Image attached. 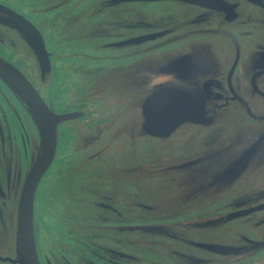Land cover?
I'll return each mask as SVG.
<instances>
[{
  "label": "rangeland",
  "instance_id": "rangeland-1",
  "mask_svg": "<svg viewBox=\"0 0 264 264\" xmlns=\"http://www.w3.org/2000/svg\"><path fill=\"white\" fill-rule=\"evenodd\" d=\"M147 1L0 0L38 27L51 57L41 66L31 28L9 15L0 16V55L55 112L84 114L58 128L39 185L34 236L41 264H264L262 127L256 132L233 108L218 112L213 127L182 126L155 140L143 130L140 110L156 71L185 53L196 56L201 79L220 76V65L225 74L234 41L248 65L264 46L259 14L246 7L241 19L221 25L194 7ZM248 13L251 22L241 23ZM15 100L0 82L6 157L24 169L35 131ZM253 146L248 169L234 176L241 171L233 164ZM5 214L0 255L12 257L9 204Z\"/></svg>",
  "mask_w": 264,
  "mask_h": 264
},
{
  "label": "flooded vegetation",
  "instance_id": "flooded-vegetation-1",
  "mask_svg": "<svg viewBox=\"0 0 264 264\" xmlns=\"http://www.w3.org/2000/svg\"><path fill=\"white\" fill-rule=\"evenodd\" d=\"M194 1L196 2L200 1L201 3H203V6L196 5ZM183 2L175 1V0L174 1L149 0L144 3L150 5H153L154 3H158V4L171 3V4H180V5H187L190 7H194L202 11L201 13H207L214 18H218L219 24L221 25L231 24L234 21H237V19H241L240 13L244 14L246 12L245 10L246 7H250L251 9L254 10V12L256 11L259 14V18H257L256 21H258L260 26L264 29V0H189V1H185L184 3ZM188 2H194V3H188ZM129 4H136V2L135 3L130 2ZM0 6L13 11L11 8H9L3 3H0ZM256 12L255 15L257 14ZM1 15L8 16L7 13L0 11V16ZM232 17L233 19H230ZM251 18L252 15L248 13L244 17L245 20H240V22L248 24L251 22ZM197 23H202V22L198 20ZM33 27L39 32L37 26H33ZM260 33L264 34V31ZM232 41H234L233 38ZM233 43L235 50L234 59L232 60L230 66L228 67L224 75L221 74L222 66L220 65V72H221L220 76H216V77L207 76L203 79L196 77V74L198 73V66H197L198 61L195 55H191L189 53H185L181 57L171 60L170 62L165 64V66L161 67L156 71L157 74L154 80H152V83H150L149 86L147 85L146 87L148 92L146 93L145 98L141 102V106H140V110L144 122L142 127L143 130L148 134V137L153 138L155 140H168L170 139L171 135L182 126L187 127V129L190 128L198 129L204 126L213 127L215 126L216 116L218 115V112L233 108L242 110L249 119L254 121L256 132L259 127H262L263 129L262 136L264 137V85H263L264 84V46H261L255 58L254 59L250 58L248 65L244 66L242 65L239 59L240 57L242 58L243 56L242 47H240L235 41ZM44 48L48 54V60L50 61L51 52L48 51L47 48L45 47V42H44ZM0 58L3 61L7 62L8 64L12 65L14 68H16L31 83L29 78L16 65H14L12 62H10L1 55ZM240 67L244 68L245 70L243 74L242 73L240 74ZM245 75L247 80L246 88L243 85L245 81ZM0 82L4 84L1 80ZM31 85L34 87L32 83ZM34 89L38 93L37 88L34 87ZM12 96L14 99H16L15 101L20 106V109L23 108L21 110H25L24 105L19 101V99L13 94ZM39 96L41 97L40 94ZM1 97L3 98L5 96L1 95ZM249 97L251 98V100H249ZM41 99L43 100L42 97ZM201 99L203 102L202 109H201ZM146 102H147V106H145ZM46 105L55 114H67V113L75 114L76 117L71 121L78 120L84 116L82 111L79 110L57 113L47 103ZM144 106L146 107L147 110V115L149 120L148 125L146 124L145 117L143 115ZM258 110L260 112L255 113V111ZM12 111L14 114H17V109L12 108ZM200 112L202 113L201 115ZM154 117H163L161 121H159L161 123L159 122L153 123L152 120L154 119ZM6 120L7 117L5 116L4 111L0 109V142H1L0 224L2 225L3 228L5 226V220H6L5 211L7 209L8 204L11 207V215L13 217L14 227H15L16 210H17L20 190L23 185L25 175L29 170L32 161L35 159L38 153L39 140H40L39 132L36 126L34 125V123L32 122V126L35 131V135H34L35 143L32 151L29 153L28 165L24 169L20 168L18 162H16L15 159L12 158L10 159L6 157L7 155L5 153V150L9 151V148L11 147L4 139L3 122H7ZM65 123L66 122L58 125L57 127L55 153L57 149L58 128ZM5 128L8 129V126L5 125ZM171 128L172 131L166 136L161 137L153 134L154 132L156 131L159 132L160 130L163 133L165 130H169ZM24 132L26 135L24 136L26 138L25 140L28 141V138L30 137L29 135L31 133H27V130L25 128H24ZM255 150L256 148L255 146H253V148L249 150L247 149L246 153L240 157L241 160L239 159L238 161H243L245 159L244 157H247V164L244 167L243 171L238 173L235 172V174H233L232 172L234 176L238 174L242 175L243 173H245V171L248 169L250 164V157L252 156ZM1 157H6L7 159L1 161ZM238 161H236V163L233 164L232 168L234 171L236 165L238 164ZM47 171L44 173V175L47 173ZM44 175L39 180L34 194L33 232H35L34 220H35V208L38 198V189ZM111 211L114 212L115 214L118 213V211L113 208ZM105 221H109V219L106 217ZM260 222L261 223H259V227L264 226V220L262 219ZM34 242H35L37 259L39 264H41L36 246L35 236H34ZM113 242L114 241H112V243ZM14 258H15V253L12 257L0 255V264H12L9 261L7 260L4 261V260L5 259L13 260Z\"/></svg>",
  "mask_w": 264,
  "mask_h": 264
},
{
  "label": "water",
  "instance_id": "water-1",
  "mask_svg": "<svg viewBox=\"0 0 264 264\" xmlns=\"http://www.w3.org/2000/svg\"><path fill=\"white\" fill-rule=\"evenodd\" d=\"M0 11L7 13L9 16L16 18L20 23L32 31L36 36L34 50L38 62L41 66L49 65L48 54L44 48V43L34 27L23 17L15 14L13 11L0 6ZM30 32V31H29ZM31 33V32H30ZM0 80L24 105L26 112L30 116L34 125L39 132V148L35 159L32 161L27 171L23 185L20 190L15 221V258L5 259L12 264H39L36 254L34 232H33V200L36 187L39 180L47 171L52 163L56 148V130L58 125L73 120L76 115L55 114L46 103L41 99L31 83L12 65L0 58ZM147 106V102L145 103ZM143 108V115L146 124H149L146 107ZM155 106V105H154ZM203 102L201 99V109ZM202 113L200 112V115ZM163 117H154L153 123L161 121ZM161 123V122H159ZM172 131V128L165 130L163 133L154 132L157 136H166ZM247 162L241 161L236 165L239 171L245 167Z\"/></svg>",
  "mask_w": 264,
  "mask_h": 264
}]
</instances>
